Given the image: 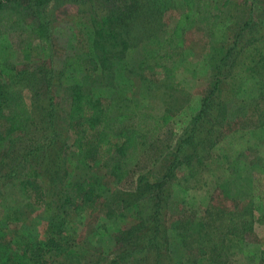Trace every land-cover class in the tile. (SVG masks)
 Returning a JSON list of instances; mask_svg holds the SVG:
<instances>
[{
  "label": "rangeland",
  "instance_id": "rangeland-1",
  "mask_svg": "<svg viewBox=\"0 0 264 264\" xmlns=\"http://www.w3.org/2000/svg\"><path fill=\"white\" fill-rule=\"evenodd\" d=\"M248 2L18 0L12 7L2 6L0 17L23 19L32 26L39 24L32 7H40L48 37L35 47L31 60L23 61L21 50L8 36L0 35V79L20 80L28 86L32 109L20 128L6 133V126H0L5 134L0 139V264L9 256H20L24 262V255H30L31 264H264V40L246 47L230 74L219 78L223 116L209 137L204 162L181 166L176 172L168 221L178 229L173 228L166 250L147 238L131 242L122 234L137 219L124 206H117L124 192L116 185V174L104 178L95 210L72 207L69 214L51 213L37 201L39 189L56 188L61 173H68V182L79 180L87 171L103 173L91 162L81 163L72 122L71 127L64 125L62 134V114L55 119L42 114L49 81L58 103L62 100L59 84H80L83 94L110 98L121 111L165 114L171 125L162 129L173 133V148L211 90L218 61L212 49L248 17ZM206 9L211 22L198 24V15ZM102 15L117 19L100 38L96 27H101ZM179 21L181 35L169 42ZM124 38L127 49L121 44ZM105 49L111 51V69L101 71L95 80L84 78L85 61L98 58ZM164 53L172 58L163 59ZM65 62L70 63L68 67ZM122 85L125 88L119 93ZM58 157H65V172L57 167ZM46 158L51 170L43 164ZM241 191L246 192L244 197H237ZM52 222L54 240L48 232ZM250 222L256 230L244 242L241 234Z\"/></svg>",
  "mask_w": 264,
  "mask_h": 264
},
{
  "label": "trees",
  "instance_id": "trees-1",
  "mask_svg": "<svg viewBox=\"0 0 264 264\" xmlns=\"http://www.w3.org/2000/svg\"><path fill=\"white\" fill-rule=\"evenodd\" d=\"M17 1L0 0V11L2 6L12 7ZM32 8L39 18V24L36 26L27 24L23 19L0 17V35L8 36L12 44L21 50L19 59L23 61L31 60L35 47L46 43L48 37V26L42 9L34 5ZM247 9L248 17L241 21L232 35L223 38L221 45L212 49L211 54L218 55V61L211 90L205 96L197 116L177 138L173 148L174 139L171 138L173 133H164L162 129L171 125L165 114L158 116L150 110L121 111V106L114 108L110 98H91L90 94H83L80 84L75 86L59 84L62 89V100L58 103L50 93L53 84L49 81L45 86L48 88V95H44L42 99L45 101L42 102V114L50 115L51 119L62 114L64 118L62 134L64 125L71 127L72 122L78 132L75 144L81 163L91 162L103 173L97 176L87 171L79 180L70 182L66 178L68 173L64 175L61 173L56 178L58 179L56 188L47 185L44 189H39L41 194L38 195L37 201L46 204L51 213L69 214L73 208L78 210L91 207L95 210L100 205L104 178L116 174V185L122 187L121 190L124 192L120 193L117 206H124L130 213L133 212L137 219L136 225L122 234L125 238L128 236L127 239L131 242L147 238L152 245L166 250L172 238L173 228L178 229V226L168 221L170 202L175 191L176 172L181 166L192 167L204 162L203 152L213 128L221 122L224 112L221 93H218L222 78L230 74V70L246 47L251 46L253 42L264 40V0H249ZM201 11L202 16L198 15L197 23H210V11L207 9ZM92 14L95 16L93 21L98 22L97 14ZM116 19V15H102L101 27H98L99 25L96 27L97 37L102 38L103 33L110 30L109 24ZM181 28L182 23L179 21L173 36L168 38L169 42L180 37ZM97 42L95 39V43ZM121 44L123 49L128 48L127 39L124 38ZM164 45H168V41ZM110 52L109 49H105L98 58L92 57L89 59L90 62L85 61L88 65L86 68L83 67L85 71L83 77L95 80L101 71L111 69L113 63ZM165 58H172V55L164 53L163 59ZM69 64L64 63L66 67ZM122 88H125L124 85L121 86L119 93ZM38 89L43 90L44 85H38ZM41 90H38L37 94H41ZM29 98L28 86L20 80L0 79V126H6V133L20 128L32 114ZM170 108L169 105H165L169 112ZM58 110L61 113L58 114ZM55 132L57 135L60 133ZM4 137L5 134L0 131V139ZM65 146L67 147L66 143ZM56 155L54 153L55 157ZM49 157L53 159V152H50ZM58 158L60 166L57 167L64 168L65 172V169H68L65 157ZM43 161V164H47L46 168L51 170L53 166L50 162L46 163L48 159ZM126 176L127 181L124 182L123 178ZM252 224L253 222H250L247 230ZM48 228L51 240H54L56 225L52 222ZM35 246L36 243H33L32 247ZM23 259L26 260L22 262L20 256H9L3 264H31L30 255H24Z\"/></svg>",
  "mask_w": 264,
  "mask_h": 264
},
{
  "label": "crops",
  "instance_id": "crops-1",
  "mask_svg": "<svg viewBox=\"0 0 264 264\" xmlns=\"http://www.w3.org/2000/svg\"><path fill=\"white\" fill-rule=\"evenodd\" d=\"M176 191V190H175ZM253 192V190H250V191H247V193L248 194H251ZM246 192L245 191H241L240 193H238V195H237V197H239L240 196V194L244 197V194H245ZM174 194H175V192H174ZM172 200H173V197H172ZM172 200H171V202H170V207H171V203H172ZM170 209V208H169ZM13 219H15V218H13ZM255 224H252V225H250V227L248 228V230H247V232L246 233H243V234H241V239H243V241L245 242V240L247 239V237H246V235L249 233H251L252 235H253V233H255ZM245 228H247V226L245 227ZM250 229V230H249ZM251 231V232H250ZM251 256V255H250Z\"/></svg>",
  "mask_w": 264,
  "mask_h": 264
}]
</instances>
